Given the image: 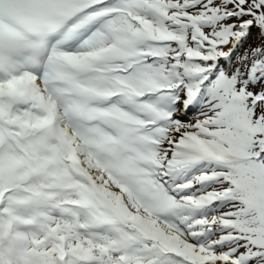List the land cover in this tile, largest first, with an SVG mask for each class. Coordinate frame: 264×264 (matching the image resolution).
Listing matches in <instances>:
<instances>
[{
  "label": "snow or ice",
  "instance_id": "obj_1",
  "mask_svg": "<svg viewBox=\"0 0 264 264\" xmlns=\"http://www.w3.org/2000/svg\"><path fill=\"white\" fill-rule=\"evenodd\" d=\"M0 264H264V0H0Z\"/></svg>",
  "mask_w": 264,
  "mask_h": 264
}]
</instances>
